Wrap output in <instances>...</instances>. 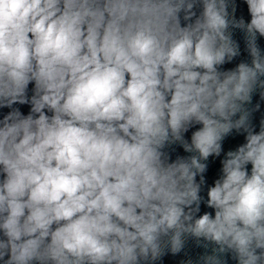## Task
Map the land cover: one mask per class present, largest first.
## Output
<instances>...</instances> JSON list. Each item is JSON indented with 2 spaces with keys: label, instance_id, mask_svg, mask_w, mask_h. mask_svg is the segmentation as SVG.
Here are the masks:
<instances>
[{
  "label": "clouds",
  "instance_id": "9594fccd",
  "mask_svg": "<svg viewBox=\"0 0 264 264\" xmlns=\"http://www.w3.org/2000/svg\"><path fill=\"white\" fill-rule=\"evenodd\" d=\"M262 39L264 0H0V264H264Z\"/></svg>",
  "mask_w": 264,
  "mask_h": 264
},
{
  "label": "water",
  "instance_id": "95a60500",
  "mask_svg": "<svg viewBox=\"0 0 264 264\" xmlns=\"http://www.w3.org/2000/svg\"><path fill=\"white\" fill-rule=\"evenodd\" d=\"M241 12L242 14L244 15L245 19L246 20H249L250 19V16L247 12V9H246V6H242V9H241ZM239 14V13H238ZM236 39L240 41L241 43V48L243 49V41H242V38H241V35L239 33L236 34ZM262 47H264V39H262L260 41ZM246 54H243L241 57H239L236 61H234L232 64H228V65H225L224 67L225 68H230V67H234L236 63L239 62L240 59H246ZM30 89H31V85L29 86ZM258 100V97H254V102ZM18 107L21 108V111L24 113V114H27L28 111H29V106L27 105H24V106H20V105H17ZM8 111V109H0V118H2V114L3 113H6ZM262 111H264V104H262ZM259 113H257V119H256V123L258 124V120H259ZM258 130V128H257ZM243 142V137L242 136H237L235 138H229L226 143H225V148H233L235 147L237 144L239 143H242ZM178 153L181 154V155H184L185 153H183V150L182 149H177ZM174 158V157H173ZM211 159V158H210ZM219 161L217 160L215 163H213L211 166H210V169H209V172L206 174V178L208 180V183L211 184L213 182V180L217 177L218 175V170H219ZM204 209L202 208V211ZM182 257H171V256H167L164 258V261H163V264H177V262L181 259Z\"/></svg>",
  "mask_w": 264,
  "mask_h": 264
}]
</instances>
